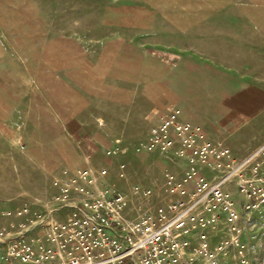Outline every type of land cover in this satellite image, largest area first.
<instances>
[{
  "label": "rangeland",
  "instance_id": "obj_1",
  "mask_svg": "<svg viewBox=\"0 0 264 264\" xmlns=\"http://www.w3.org/2000/svg\"><path fill=\"white\" fill-rule=\"evenodd\" d=\"M55 36L73 52L53 84L37 49ZM0 47L37 59L41 76L24 107L0 113V226L3 211L49 208L65 170L107 168L109 181L144 186L180 173L182 162L138 150L173 105L237 164L264 143V0H0ZM239 180L229 188L245 213ZM248 215L245 261L229 247L218 264H264V203ZM213 231L229 237L225 223Z\"/></svg>",
  "mask_w": 264,
  "mask_h": 264
},
{
  "label": "built area",
  "instance_id": "obj_2",
  "mask_svg": "<svg viewBox=\"0 0 264 264\" xmlns=\"http://www.w3.org/2000/svg\"><path fill=\"white\" fill-rule=\"evenodd\" d=\"M141 149L184 166L153 186L109 181L107 168L65 170L49 208L3 211L0 264H218L229 247L245 261L242 221L264 203V143L237 164L229 146L173 107ZM237 176L245 213L229 188ZM221 222L229 237L213 241Z\"/></svg>",
  "mask_w": 264,
  "mask_h": 264
},
{
  "label": "crops",
  "instance_id": "obj_3",
  "mask_svg": "<svg viewBox=\"0 0 264 264\" xmlns=\"http://www.w3.org/2000/svg\"><path fill=\"white\" fill-rule=\"evenodd\" d=\"M67 39L60 36H55L46 45L37 49V54L44 55L46 58L43 63L50 70L49 75L52 77L51 82L56 84L61 82V75L57 72L62 71L56 68L55 65L63 63L62 55L64 53H72L73 47L64 46ZM72 42V41H71ZM6 47H0V113L6 116H11L17 112L18 109L26 105V101L30 100L31 95L41 87V76L39 77V64L35 58H26L17 60L10 58ZM48 56H52L49 59ZM172 66H176V62H171ZM168 61V63H169ZM36 69V70H35ZM39 72V73H38ZM172 74V73H171ZM38 76L39 78H37ZM59 76V78H57ZM5 77V79H4ZM36 89V90H35ZM174 107H177L173 105ZM173 108V107H172ZM182 118L186 120L184 115ZM187 121V120H186ZM83 144L84 155H88L95 151L93 144L89 139H80Z\"/></svg>",
  "mask_w": 264,
  "mask_h": 264
}]
</instances>
